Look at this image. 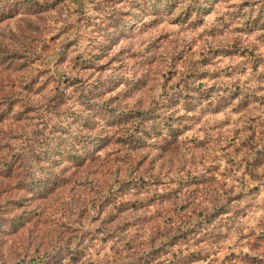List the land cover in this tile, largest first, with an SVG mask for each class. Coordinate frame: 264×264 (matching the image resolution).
Listing matches in <instances>:
<instances>
[{
  "label": "rangeland",
  "instance_id": "rangeland-1",
  "mask_svg": "<svg viewBox=\"0 0 264 264\" xmlns=\"http://www.w3.org/2000/svg\"><path fill=\"white\" fill-rule=\"evenodd\" d=\"M0 264H264V0H0Z\"/></svg>",
  "mask_w": 264,
  "mask_h": 264
},
{
  "label": "trees",
  "instance_id": "trees-1",
  "mask_svg": "<svg viewBox=\"0 0 264 264\" xmlns=\"http://www.w3.org/2000/svg\"><path fill=\"white\" fill-rule=\"evenodd\" d=\"M197 10V9H196ZM127 27V26H126ZM145 117H150L151 115H144ZM148 119H146L147 121ZM39 136H42L41 134ZM46 136V135H44ZM52 139L49 138V135L47 134V136L40 140L39 142V147L42 148L44 147L48 142H50ZM82 138H79L77 141H75L73 144H70L69 146H65L64 150L62 151H58V153H56L57 155L60 154L61 159L60 160H56L55 158L53 159H48V158H43L42 154L46 155L48 154V151H42L41 149L38 152H35L34 155L30 154V156H28L27 159H24L23 162L27 167H31L34 164L37 163H41L43 161H47V167L46 170H44V172L42 173V175L40 177H33L34 180H32V177L29 179V182L32 184L31 185V189L32 192H37L39 193V191L41 192V195H45L46 191L48 189H50L55 183L57 178H55L54 176H56L55 173V167H60L64 164H66L67 162L74 164V166L76 167H82L87 161H88V156H89V149H86L85 146H83L82 149ZM102 140H100L99 138L95 140V143H99ZM93 143V144H95ZM32 149V148H30ZM85 149V150H84ZM35 150H31V152H33ZM36 154V155H35ZM43 158V160H42ZM50 161V162H49ZM59 172V171H58ZM35 184L37 185L35 187V189L33 188V186H35Z\"/></svg>",
  "mask_w": 264,
  "mask_h": 264
}]
</instances>
